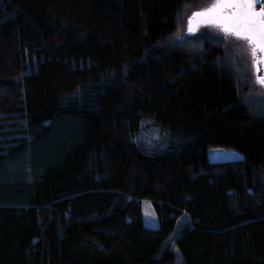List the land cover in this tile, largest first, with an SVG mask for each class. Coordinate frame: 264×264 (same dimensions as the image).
Here are the masks:
<instances>
[{"label":"trees","instance_id":"trees-1","mask_svg":"<svg viewBox=\"0 0 264 264\" xmlns=\"http://www.w3.org/2000/svg\"><path fill=\"white\" fill-rule=\"evenodd\" d=\"M194 1L0 0V264H264V100Z\"/></svg>","mask_w":264,"mask_h":264},{"label":"rangeland","instance_id":"rangeland-1","mask_svg":"<svg viewBox=\"0 0 264 264\" xmlns=\"http://www.w3.org/2000/svg\"><path fill=\"white\" fill-rule=\"evenodd\" d=\"M215 2L216 0H195L194 3L196 5L193 4L195 6L192 7L190 11L192 13L195 10L211 6ZM183 34L188 36L186 34V25ZM196 37H208L212 39L221 40L225 44V46L229 48L241 62L242 66L244 67V70L246 71L247 76L250 78V84L252 85V90L255 91L254 93L256 95V98L264 100V91L258 89V87L254 84V65L252 63V54L248 47L249 43L247 41L237 38L233 35L223 33L219 28L214 26L202 27L199 30L198 34L195 36V38ZM208 156L211 162L238 161L244 158L243 154L239 151L227 148H211L208 152ZM142 209L145 225L149 228H158L159 219L153 204L149 201H144Z\"/></svg>","mask_w":264,"mask_h":264},{"label":"water","instance_id":"water-1","mask_svg":"<svg viewBox=\"0 0 264 264\" xmlns=\"http://www.w3.org/2000/svg\"><path fill=\"white\" fill-rule=\"evenodd\" d=\"M208 7H205V8H208ZM259 7L260 5L258 4L257 11L259 10ZM205 8L193 11L187 18L186 34L189 37H195L198 34L199 30L205 26L217 27L223 33L230 34L233 36L235 35L232 34L231 31L226 32L224 31V29L242 30V31L244 30L243 23H242V17L246 13V8L238 7L236 5L222 4L219 8L215 9L212 12L206 13L204 15H199V16L193 15L194 13L202 12ZM238 21L240 23H238ZM254 38L261 45V47H256V49H258L264 56V50H262V47H264V34L255 32ZM243 40H246V39H243ZM246 41L250 44L248 40ZM250 45H253V44H250ZM253 46L255 47V45Z\"/></svg>","mask_w":264,"mask_h":264},{"label":"snow or ice","instance_id":"snow-or-ice-1","mask_svg":"<svg viewBox=\"0 0 264 264\" xmlns=\"http://www.w3.org/2000/svg\"><path fill=\"white\" fill-rule=\"evenodd\" d=\"M222 4L236 5L238 7L246 8V13L242 17L243 31L242 30H229L224 29V31H231L237 38L246 39L250 44L255 45L252 48L254 66L259 63L255 57L256 47H261V45L255 40L254 33L259 32L264 34V0H217L216 3L212 4L210 7L205 8L202 12L194 13V16L204 15L206 13L212 12L219 8ZM260 5L257 11V5ZM238 23H240L238 21ZM264 50V47H262ZM258 71V69H257ZM264 81V78H262Z\"/></svg>","mask_w":264,"mask_h":264},{"label":"flooded vegetation","instance_id":"flooded-vegetation-1","mask_svg":"<svg viewBox=\"0 0 264 264\" xmlns=\"http://www.w3.org/2000/svg\"><path fill=\"white\" fill-rule=\"evenodd\" d=\"M248 47L251 51V54H252L251 59H252L253 65H254L253 53H252V48L254 46L248 44ZM255 57L259 61V63L256 64L253 68L254 84L258 87V89L264 91V81H262V78H264V56L258 49H256ZM257 69H258V71H257Z\"/></svg>","mask_w":264,"mask_h":264}]
</instances>
